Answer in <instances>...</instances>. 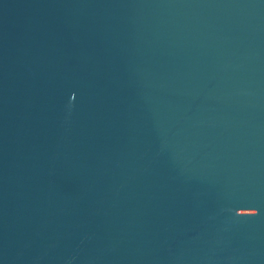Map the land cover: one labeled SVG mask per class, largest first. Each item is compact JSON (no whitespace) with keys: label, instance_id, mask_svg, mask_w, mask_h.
Masks as SVG:
<instances>
[{"label":"water","instance_id":"95a60500","mask_svg":"<svg viewBox=\"0 0 264 264\" xmlns=\"http://www.w3.org/2000/svg\"><path fill=\"white\" fill-rule=\"evenodd\" d=\"M0 264H264V0H0Z\"/></svg>","mask_w":264,"mask_h":264}]
</instances>
